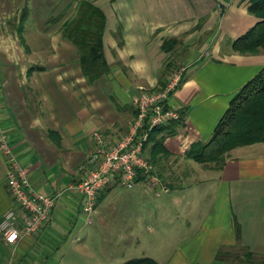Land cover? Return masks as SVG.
<instances>
[{
    "label": "crops",
    "instance_id": "obj_1",
    "mask_svg": "<svg viewBox=\"0 0 264 264\" xmlns=\"http://www.w3.org/2000/svg\"><path fill=\"white\" fill-rule=\"evenodd\" d=\"M82 1L0 0V143L6 136L40 194L68 190L96 168L92 134L101 133L108 146L119 143L137 116L133 97L142 88L161 90L182 66V84L168 105L184 112V126L173 137L157 135L165 150L151 162L157 182L140 173L129 188L152 191L160 204H133L131 198L126 205H106L117 186L112 184L99 193L95 220L102 222L109 210L117 217L122 207L130 222L145 217L147 233L163 238L157 253L138 258L158 264H264V143L231 151L220 170L186 158L194 143L210 139L232 98L264 68V50L240 54L232 48L258 21L249 0H86L106 17L108 71L94 82L65 34ZM170 41L177 45L167 52ZM6 168L0 151V224L15 211L21 228L24 212L7 190ZM213 181L217 204H181L186 188ZM81 214V197L66 191L38 234L15 245L0 240V264H49L53 258L63 264ZM183 216L186 224L176 223ZM181 233L185 237L165 253L160 244Z\"/></svg>",
    "mask_w": 264,
    "mask_h": 264
},
{
    "label": "built area",
    "instance_id": "obj_2",
    "mask_svg": "<svg viewBox=\"0 0 264 264\" xmlns=\"http://www.w3.org/2000/svg\"><path fill=\"white\" fill-rule=\"evenodd\" d=\"M185 69H176L164 88L157 92H147L143 88L133 97L132 104L137 116L129 132L114 146H108L99 132L92 134L95 143L96 168L76 186L59 191L53 196L40 194L32 185L30 170L22 166L14 148L6 136H2L0 151L7 161L5 183L13 202L24 212L22 227L17 226L18 217L15 211H9L0 224V240L5 245H15L20 240L38 234L48 223L52 212L66 191L81 197L83 214L92 224L91 217L99 193L112 184L132 188L140 173L151 176L155 182L154 166L149 161V150L146 148L153 130L164 127L172 121H178L181 115L169 104L171 95L181 86ZM1 131V126H0ZM164 192H169L167 187Z\"/></svg>",
    "mask_w": 264,
    "mask_h": 264
},
{
    "label": "trees",
    "instance_id": "obj_3",
    "mask_svg": "<svg viewBox=\"0 0 264 264\" xmlns=\"http://www.w3.org/2000/svg\"><path fill=\"white\" fill-rule=\"evenodd\" d=\"M248 11L257 23L233 42L232 48L240 54H254L264 50V0H249ZM106 17L101 9L84 0L78 16L67 24L65 34L77 46L81 65L91 82L108 71L103 53V33ZM176 41L167 42L164 49L171 52ZM165 74L173 67L169 64ZM167 83V82H166ZM166 83L162 88L165 87ZM178 121L152 131L146 148L149 161L154 163L157 153L163 152V140L157 135L173 137L184 126L183 115ZM264 143V68L232 98L230 105L207 142L194 143L186 158L203 166L223 169L227 155L238 148ZM214 165V166H213ZM253 258V254L250 253ZM125 264H158L149 257L132 259Z\"/></svg>",
    "mask_w": 264,
    "mask_h": 264
},
{
    "label": "rangeland",
    "instance_id": "obj_4",
    "mask_svg": "<svg viewBox=\"0 0 264 264\" xmlns=\"http://www.w3.org/2000/svg\"><path fill=\"white\" fill-rule=\"evenodd\" d=\"M178 68H182V66H178ZM194 164L195 166H199V164L195 162ZM207 179L211 178L207 177ZM215 186V182L213 181L203 183L200 187L193 186L191 189L186 188L184 190L185 194H183L186 195L185 197L187 200L183 201L181 204H204L208 205V207L210 204H217L215 200ZM130 190L131 189L126 186L117 184V186L110 190L111 195L107 196L104 204L126 205L129 204L128 200L131 198L134 201L133 204H147L150 206L153 204H160L158 203L157 197L150 190L148 193H141L139 191L138 194L135 193L137 191ZM162 199H159V201ZM112 213L113 212L110 210L107 212L103 211L106 218H104L102 222H99L97 219L95 220V216L93 215L91 217L93 223L90 225L87 223L89 218L81 214L82 218L78 222V228L70 236V251L66 259L63 260V264H122L123 261L132 258L143 257L144 255L147 256L150 255V253H157L156 248L159 247V239H162L163 235L159 234L156 237L148 234L143 223L145 217L132 218L133 221L130 222L129 212L124 207L118 210L117 217L113 216ZM136 214L137 212L134 213V215ZM184 219L183 216L181 220H177L176 223L184 225L186 224ZM152 223L154 225L153 229H159L160 226L156 217ZM130 224H132V228H134L133 237L128 236ZM172 229V227L169 229L167 228L168 232ZM165 237L168 238L166 233ZM183 237L185 236L182 233L178 235L172 234L170 236L171 242L160 244V246L164 247L165 253L170 254L171 251H173V246L176 244L175 240ZM75 238L81 241L76 242ZM84 239L87 240L82 242ZM123 240L127 241L126 244L122 242ZM93 255L96 257H93ZM60 262V259L57 260L53 258L50 259L49 264H59Z\"/></svg>",
    "mask_w": 264,
    "mask_h": 264
}]
</instances>
